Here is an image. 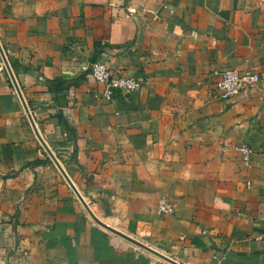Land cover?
Segmentation results:
<instances>
[{
	"label": "crops",
	"instance_id": "crops-1",
	"mask_svg": "<svg viewBox=\"0 0 264 264\" xmlns=\"http://www.w3.org/2000/svg\"><path fill=\"white\" fill-rule=\"evenodd\" d=\"M0 43L102 221L181 264H264V0H0ZM99 60L142 87L107 93L85 69ZM227 68L259 73L258 89L218 98ZM0 264H173L92 218L1 53Z\"/></svg>",
	"mask_w": 264,
	"mask_h": 264
},
{
	"label": "built area",
	"instance_id": "built-area-1",
	"mask_svg": "<svg viewBox=\"0 0 264 264\" xmlns=\"http://www.w3.org/2000/svg\"><path fill=\"white\" fill-rule=\"evenodd\" d=\"M85 69L109 94H112L114 91H137L143 85V80L135 76L114 73L108 63L103 60L96 61L86 66ZM213 75L215 76L216 96L221 99H233L244 92L253 91L259 87L260 75L252 70L227 68L224 70H216ZM238 149L242 153L245 165L249 166L253 149L248 144H243ZM174 211L175 208L170 203L165 200L160 202L158 207L160 214H172Z\"/></svg>",
	"mask_w": 264,
	"mask_h": 264
},
{
	"label": "water",
	"instance_id": "water-1",
	"mask_svg": "<svg viewBox=\"0 0 264 264\" xmlns=\"http://www.w3.org/2000/svg\"><path fill=\"white\" fill-rule=\"evenodd\" d=\"M0 53L2 55V59H3L4 63H5V65H6V68H7L8 72H9V74H10V77L12 79V82H13L15 88H16V91L18 92V94H19V96H20V98H21V100H22V102L24 104V107L26 109V112H27L29 121H30V123H31V125H32V127L34 129V132L36 133L37 137L39 138V140L41 141V143L43 144V146L45 147V149L47 150V152L49 153V155L51 156V158L53 159V161L55 162V164L61 170V172L63 173V175L67 179L68 183L71 185V187L73 188V190L77 194V196L80 199V201L84 204L85 208L87 209V211L89 212V214L92 216V218L96 222H98L100 225H102L103 227L107 228L108 230H110V231H112V232H114V233H116V234L124 237L125 239L133 242L134 244H136V245H138V246H140V247H142V248H144V249H146V250H148L150 252H152L153 254H155V255H157V256H159V257H161V258H163V259H165V260H167V261H169V262H171L173 264H181L178 261H176L175 259H173L172 257H170V256L162 253L161 251H159V250L155 249L154 247H152V246H150V245L142 242L141 240H138V239H136V238H134V237H132V236H130V235H128V234H126V233H124V232H122V231H120V230H118V229H116V228H114L112 226H110L109 224H107L104 221H102L93 212L92 208L90 207V205L88 204V202L85 200L84 196L81 194V192L78 190V188L76 187V185L74 184V182L68 176V174L65 171V169H64L62 163L60 162L59 158L50 149V147L48 146V144L46 143V141L42 137V135H41V133H40V131L38 129V126H37V124H36V122H35L32 114H31V111H30V109H29V107H28V105H27V103H26V101L24 99V96L22 94V91L20 89V86L18 84V81H17V79L15 77V74H14V72L12 70V67H11V65H10V63H9V61L7 59V56H6L5 52H4V49H3L2 45H1V43H0Z\"/></svg>",
	"mask_w": 264,
	"mask_h": 264
},
{
	"label": "trees",
	"instance_id": "trees-1",
	"mask_svg": "<svg viewBox=\"0 0 264 264\" xmlns=\"http://www.w3.org/2000/svg\"><path fill=\"white\" fill-rule=\"evenodd\" d=\"M73 83L71 81L64 80L62 78H56L53 81L49 82V91L54 94L56 97L64 96L68 92L70 86ZM59 123L62 126L63 130L66 132L68 140L72 141L73 143L76 141V132L74 127L72 126L71 122L66 118V116L60 112L58 114ZM77 150L74 151V158L75 153ZM38 161L37 163H39Z\"/></svg>",
	"mask_w": 264,
	"mask_h": 264
}]
</instances>
